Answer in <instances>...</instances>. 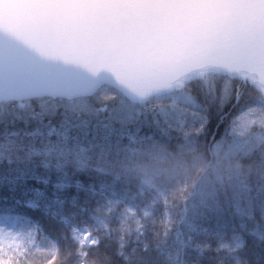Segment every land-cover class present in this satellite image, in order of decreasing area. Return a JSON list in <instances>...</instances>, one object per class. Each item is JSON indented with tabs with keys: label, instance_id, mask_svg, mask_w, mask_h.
<instances>
[{
	"label": "snow or ice",
	"instance_id": "6c2138e0",
	"mask_svg": "<svg viewBox=\"0 0 264 264\" xmlns=\"http://www.w3.org/2000/svg\"><path fill=\"white\" fill-rule=\"evenodd\" d=\"M34 253L264 261V0H0V264Z\"/></svg>",
	"mask_w": 264,
	"mask_h": 264
},
{
	"label": "trees",
	"instance_id": "16d2710c",
	"mask_svg": "<svg viewBox=\"0 0 264 264\" xmlns=\"http://www.w3.org/2000/svg\"><path fill=\"white\" fill-rule=\"evenodd\" d=\"M227 126L228 125H227V122H226L224 125L220 126L218 130L215 127H213L211 130L214 131V132H216L217 138H219L220 135H222L224 133V130H225V128ZM128 132L130 134H134V133L137 132V129L134 128V127H132V128H129L128 129ZM139 134L140 135L151 134V131L149 129H147V128H142V129L139 130ZM174 134H176V133H174ZM123 142L126 144L128 142L127 141V138H125ZM79 178L81 180L85 181V182H87L88 179H89L88 176H87V174H82ZM47 259H48V257H46L45 254L34 253L30 257V264H47ZM253 260L259 261V256L253 257ZM259 264H264V261H259Z\"/></svg>",
	"mask_w": 264,
	"mask_h": 264
}]
</instances>
